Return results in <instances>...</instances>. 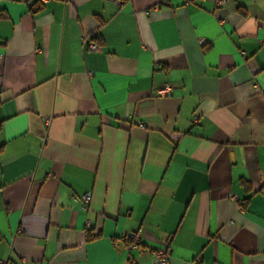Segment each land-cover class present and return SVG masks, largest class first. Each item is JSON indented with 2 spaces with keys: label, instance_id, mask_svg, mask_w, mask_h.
<instances>
[{
  "label": "crops",
  "instance_id": "1",
  "mask_svg": "<svg viewBox=\"0 0 264 264\" xmlns=\"http://www.w3.org/2000/svg\"><path fill=\"white\" fill-rule=\"evenodd\" d=\"M139 229L264 264V0H0V260L156 264Z\"/></svg>",
  "mask_w": 264,
  "mask_h": 264
},
{
  "label": "built area",
  "instance_id": "2",
  "mask_svg": "<svg viewBox=\"0 0 264 264\" xmlns=\"http://www.w3.org/2000/svg\"><path fill=\"white\" fill-rule=\"evenodd\" d=\"M225 0H219V3L222 4L224 3ZM89 48L93 51H99L100 46L95 43L91 42L89 43ZM172 92V86L169 84H166L163 86L161 89L157 91L158 95H170ZM80 200L81 204V209L84 212H88L89 207H90V202L92 200V194L91 193H84L78 198ZM86 224H90V220L87 218L86 219ZM142 231L141 229L129 232V233H123L120 239L126 243V248L131 251L135 249H140L144 253H151L155 254L157 258V263L156 264H168V251L167 250H160V251H152L142 244ZM0 264H5L3 261L0 260Z\"/></svg>",
  "mask_w": 264,
  "mask_h": 264
},
{
  "label": "trees",
  "instance_id": "3",
  "mask_svg": "<svg viewBox=\"0 0 264 264\" xmlns=\"http://www.w3.org/2000/svg\"><path fill=\"white\" fill-rule=\"evenodd\" d=\"M43 8V4L42 3H38V2H36L35 4H34V6H33V10L34 11H38V10H40V9H42Z\"/></svg>",
  "mask_w": 264,
  "mask_h": 264
}]
</instances>
